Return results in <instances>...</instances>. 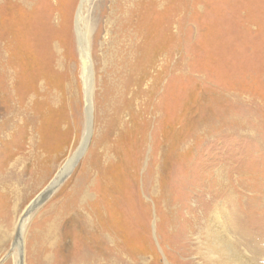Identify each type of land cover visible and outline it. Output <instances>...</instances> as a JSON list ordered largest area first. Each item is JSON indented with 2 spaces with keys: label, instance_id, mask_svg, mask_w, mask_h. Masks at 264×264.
<instances>
[{
  "label": "rangeland",
  "instance_id": "obj_1",
  "mask_svg": "<svg viewBox=\"0 0 264 264\" xmlns=\"http://www.w3.org/2000/svg\"><path fill=\"white\" fill-rule=\"evenodd\" d=\"M79 1H73L71 13ZM98 1L87 2L84 12L87 25ZM249 2L177 0L172 31L169 28L174 31L173 37L165 34L169 12H162L164 55L160 57L163 67H160L162 75L157 96L160 113L155 119L149 104L150 109L139 117V124L145 127L146 146L130 153L126 178L115 169L95 166V144L113 143L105 129L110 118H105L102 127H98L96 104L102 85L95 67L92 71L96 76L91 73L90 77L92 107L88 114L79 62L75 67L72 65L76 71L75 95L66 99L67 108L58 106L52 123L38 134L36 143L42 154L40 158L45 157L47 163V153L52 157L55 154V165L59 166L77 146L83 145L84 151L51 188L55 170L41 182L40 175L28 177L30 164L16 167V172H21L19 180L6 177L0 185V264H80L85 255L92 253L100 255L97 264H218L217 255L208 256L206 245L197 237L215 212H219V222L228 227L229 236L240 244L244 258L248 261V254L258 264L263 262L264 252L250 250L247 238L240 236L243 227V232L252 237L254 248L260 249L258 245L264 244V0H257L260 4L250 2L249 5ZM258 4L263 7L255 8ZM99 9L100 6L97 11ZM67 11V8H59V18ZM236 12L238 16L232 15ZM52 33L59 35L58 31ZM66 46L62 47L65 53ZM145 86L149 87L150 83ZM68 90H72L71 85ZM57 119L63 120L61 128H51ZM10 142L7 139L4 144L0 143V166L19 144L12 143L9 149ZM87 168L93 169L87 187L90 196L83 201L84 208L76 207L78 180L80 176L83 180ZM109 174L116 178L102 197L100 187L103 189L104 184L98 185L97 180ZM43 189L47 195L43 193L45 195L34 203ZM97 202H101L100 206ZM78 208L89 213L96 225L101 222L99 214L104 220L117 218L124 230L115 232L114 243L104 244L91 224L84 225ZM233 216L240 217L243 225L240 235L231 227ZM23 218L19 235L16 224ZM109 245H113L115 251L108 252L112 248Z\"/></svg>",
  "mask_w": 264,
  "mask_h": 264
},
{
  "label": "bare ground",
  "instance_id": "obj_2",
  "mask_svg": "<svg viewBox=\"0 0 264 264\" xmlns=\"http://www.w3.org/2000/svg\"><path fill=\"white\" fill-rule=\"evenodd\" d=\"M73 1L65 0L63 3V0H0V143L4 144L5 140L10 139L11 142L8 147L10 149L12 143L17 144L19 142L16 145L15 151L8 153L10 155L9 159L7 158L6 162L0 166V185L5 182L6 177L8 179L15 178L19 180L21 172H16V167L21 164H30V169L27 171L28 177L40 175L38 177L40 181L49 175L52 170H55L51 184L49 185V188H51L70 169L77 156L80 155L83 145L77 146V149L69 157L67 156L66 161L61 163L60 166L59 164L55 165L54 160L57 156L53 154L54 157H52L51 153H47L49 159L46 163L45 157L40 158L42 154L36 143L38 134L52 123L51 118L59 111L58 106H61L63 109L67 108L69 103L66 99L72 98L71 96L75 95L76 87L74 89L73 85L76 81L73 83V77H75V70L73 69L77 61L79 62L78 66L80 67L82 84L87 100L85 110L88 114L90 113L92 107L89 101L90 77L91 73L95 74L97 72L99 74V82L102 85V91L97 101L99 103L96 104L97 119H99L98 127H102L105 118H110L108 120L110 122L106 123L105 129L107 137L112 136L113 143L111 142L110 144L105 139L106 143L100 142L95 144V146L92 145L96 154V157H94L96 167L99 166L100 169L102 167L104 170L115 169V171L117 170L121 173V177L124 175L126 178V170L130 167V153L136 149L141 151L146 146L145 135L143 134L145 127L139 124V117L141 114L144 115L147 108H149V104H151L155 119L159 117V101L157 100V96H159V85L162 75L160 71V67L162 66L160 65V59L162 58L160 57L164 55L161 45L164 35L161 14L164 10L169 12V14L165 12L168 14V18L166 17L168 25H166L165 34L173 37L174 31H171L177 11V0H99L93 8L88 25L84 19L88 0H80L74 11L75 13H71ZM247 1H250L251 4L259 3L257 0ZM250 2L249 5H251ZM231 5L233 6V3ZM99 6L100 9L97 11V7ZM260 6H253V8L258 9L263 7V5ZM59 8L68 9L62 19L59 18V13L57 12ZM258 14L256 13V16ZM232 15L238 16L237 12ZM261 17L263 16L261 15ZM232 18L234 20L233 16ZM256 19L254 20L253 18L252 20L257 21L258 19ZM232 21L231 23H233ZM234 21L236 22V19ZM234 24L232 25L234 26ZM236 27L234 30L237 31L239 27L237 29ZM169 28H171V31ZM246 28L249 29L248 25ZM55 30L59 33L57 37L54 35L55 33H52L53 31L57 33ZM237 36L236 34L235 37ZM234 39L236 41V38ZM230 42L233 44L232 41ZM64 44H67L65 47L66 53L62 48ZM234 45H231V47H234ZM66 56H69V59H66ZM72 65L74 66L73 69L71 68ZM93 67H95V72L92 71ZM65 82H67V89L64 86ZM148 83H150V86H145ZM70 85L72 90H68ZM62 123V119L54 120V126L51 124V128L60 129ZM89 125L90 119H88V129ZM6 144L8 145V143ZM92 168H87L84 171L86 174L83 180L81 176L79 177L80 188L75 198L76 207H83V201L86 197L90 196L87 189L89 188L88 181L93 177ZM114 178L116 176L109 174L103 175L97 180L98 185L101 182L104 184L103 189L100 187L102 197L106 195L107 189L111 187ZM45 191L39 195L34 203L46 194ZM97 204L100 206L101 202H97ZM156 207H159V205ZM77 211L81 214L84 225L85 223L91 224L104 244L114 243L116 238L115 232L120 233L124 230V227L118 224L117 218L111 220L106 217L107 219L104 220V217L102 218L99 214L101 222L97 226L94 220L92 222L89 213L82 212L80 208ZM218 213L215 212L212 216L208 217L205 229L199 231L197 236L199 242L201 239L203 244L206 245L204 249L207 253H205L208 256L216 254L219 259L216 258L220 261L218 264H258L256 260H251L248 254L246 255L248 261L245 259L246 257L244 258L238 241L232 239L228 234V227L225 228L219 222ZM99 217L96 218L98 219ZM233 217L234 220L231 221V227L240 235L239 230L242 225L240 224V217ZM221 218L223 219V216ZM24 219L16 224L19 235H21ZM108 225L111 226L108 227ZM245 225L247 224L245 223ZM240 236L247 238L250 250L259 253L264 252V244L258 245L260 249L253 247V239L247 235V232H243V227L241 228ZM109 246L112 248H109L108 252L111 249L115 251L113 245ZM99 257L95 253L87 254L80 264H97L96 261H99ZM262 260L263 262L260 263L264 264V258ZM110 261L108 259L107 262L109 263Z\"/></svg>",
  "mask_w": 264,
  "mask_h": 264
}]
</instances>
